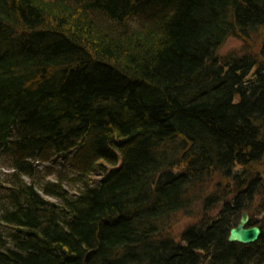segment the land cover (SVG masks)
<instances>
[{
	"label": "trees",
	"instance_id": "16d2710c",
	"mask_svg": "<svg viewBox=\"0 0 264 264\" xmlns=\"http://www.w3.org/2000/svg\"><path fill=\"white\" fill-rule=\"evenodd\" d=\"M263 160L264 0H0V264H264Z\"/></svg>",
	"mask_w": 264,
	"mask_h": 264
},
{
	"label": "rangeland",
	"instance_id": "374dc122",
	"mask_svg": "<svg viewBox=\"0 0 264 264\" xmlns=\"http://www.w3.org/2000/svg\"><path fill=\"white\" fill-rule=\"evenodd\" d=\"M260 48H261V39L258 35L254 36L250 41L243 40L239 37H231L228 40H226L223 46L218 50V54L220 57L237 52L239 54H245V53L251 54V53L259 52ZM259 170L262 171L264 176L263 162L261 164V167H259ZM259 202L260 200L258 199L255 202L254 206H258ZM250 217L253 218V212L250 214ZM198 218L199 217L196 214L192 216L180 214L176 216L173 225L169 229H167L166 234L174 237L176 240H180L182 231L189 225L196 223Z\"/></svg>",
	"mask_w": 264,
	"mask_h": 264
},
{
	"label": "water",
	"instance_id": "95a60500",
	"mask_svg": "<svg viewBox=\"0 0 264 264\" xmlns=\"http://www.w3.org/2000/svg\"><path fill=\"white\" fill-rule=\"evenodd\" d=\"M264 194V186H263ZM263 234V230L259 226L250 225V215L247 212H243L242 217L236 227L230 231L229 241L240 243L243 245H251L257 242ZM95 250H91L87 253L86 260L92 258Z\"/></svg>",
	"mask_w": 264,
	"mask_h": 264
},
{
	"label": "bare ground",
	"instance_id": "6f19581e",
	"mask_svg": "<svg viewBox=\"0 0 264 264\" xmlns=\"http://www.w3.org/2000/svg\"><path fill=\"white\" fill-rule=\"evenodd\" d=\"M238 224V223H237ZM250 225L251 226H259V227H261L259 224H254L253 223V218H251V220H250ZM237 226V225H236ZM236 226H233L232 228H234V227H236ZM231 228V229H232ZM231 229L229 230V236H230V231H231ZM262 229V228H261ZM229 236H228V241H229ZM230 242V241H229Z\"/></svg>",
	"mask_w": 264,
	"mask_h": 264
},
{
	"label": "flooded vegetation",
	"instance_id": "af4514ba",
	"mask_svg": "<svg viewBox=\"0 0 264 264\" xmlns=\"http://www.w3.org/2000/svg\"><path fill=\"white\" fill-rule=\"evenodd\" d=\"M264 163V162H263ZM263 175V173H261ZM261 175V185L264 184V176Z\"/></svg>",
	"mask_w": 264,
	"mask_h": 264
}]
</instances>
